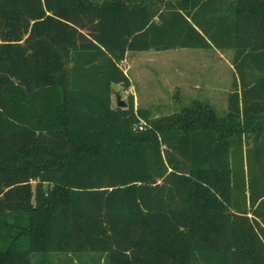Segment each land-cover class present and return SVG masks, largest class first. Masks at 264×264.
I'll return each instance as SVG.
<instances>
[{
    "label": "trees",
    "instance_id": "1",
    "mask_svg": "<svg viewBox=\"0 0 264 264\" xmlns=\"http://www.w3.org/2000/svg\"><path fill=\"white\" fill-rule=\"evenodd\" d=\"M175 48L230 51L222 114L111 105ZM51 253L264 264V0H0V264Z\"/></svg>",
    "mask_w": 264,
    "mask_h": 264
},
{
    "label": "rangeland",
    "instance_id": "2",
    "mask_svg": "<svg viewBox=\"0 0 264 264\" xmlns=\"http://www.w3.org/2000/svg\"><path fill=\"white\" fill-rule=\"evenodd\" d=\"M230 56V51L199 48L128 52L119 65L130 86L112 84L111 105L116 106L118 92L125 101L132 94L135 106L149 109L155 117L177 111L193 99L210 103L222 114L232 73Z\"/></svg>",
    "mask_w": 264,
    "mask_h": 264
},
{
    "label": "crops",
    "instance_id": "3",
    "mask_svg": "<svg viewBox=\"0 0 264 264\" xmlns=\"http://www.w3.org/2000/svg\"><path fill=\"white\" fill-rule=\"evenodd\" d=\"M216 52H219V51L216 50ZM42 260L43 259H41V261H40L41 264H61V262H64V263L68 262V256L67 255L58 254V253H51V254L47 255L45 260H43V261ZM71 264H76L74 259H73Z\"/></svg>",
    "mask_w": 264,
    "mask_h": 264
},
{
    "label": "water",
    "instance_id": "4",
    "mask_svg": "<svg viewBox=\"0 0 264 264\" xmlns=\"http://www.w3.org/2000/svg\"><path fill=\"white\" fill-rule=\"evenodd\" d=\"M115 101L117 107L125 108L127 106V102L121 98L118 92L115 93Z\"/></svg>",
    "mask_w": 264,
    "mask_h": 264
},
{
    "label": "built area",
    "instance_id": "5",
    "mask_svg": "<svg viewBox=\"0 0 264 264\" xmlns=\"http://www.w3.org/2000/svg\"><path fill=\"white\" fill-rule=\"evenodd\" d=\"M139 128L141 129L142 128V125H140Z\"/></svg>",
    "mask_w": 264,
    "mask_h": 264
}]
</instances>
